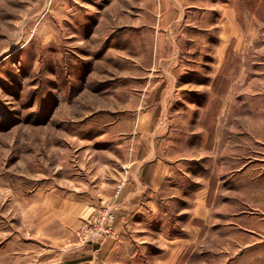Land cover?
Wrapping results in <instances>:
<instances>
[{"label":"rangeland","instance_id":"rangeland-1","mask_svg":"<svg viewBox=\"0 0 264 264\" xmlns=\"http://www.w3.org/2000/svg\"><path fill=\"white\" fill-rule=\"evenodd\" d=\"M193 4L0 0V264H264L263 214V231L252 230L264 205L254 199L264 183L253 181L264 174L254 165L264 145L249 140L264 130V0ZM154 33L166 40L159 71L148 73ZM179 65V86L150 87L142 103L145 80L173 78ZM211 80L213 94L195 96L193 81ZM206 129L230 143L214 152ZM141 130L151 145L164 142L147 154L173 166L172 188L155 215L130 208L133 227L148 230L127 233L136 243L112 252L122 164ZM106 212L112 233L86 242L82 231ZM173 234L181 244L164 241Z\"/></svg>","mask_w":264,"mask_h":264},{"label":"crops","instance_id":"crops-1","mask_svg":"<svg viewBox=\"0 0 264 264\" xmlns=\"http://www.w3.org/2000/svg\"><path fill=\"white\" fill-rule=\"evenodd\" d=\"M159 2H160V8L162 10H165L167 8H172V7H175V8L184 7L187 9L193 8V6L196 7L193 4V0H159ZM230 15L232 16V13L229 12V17ZM230 18H229V21H230ZM164 36L165 35L162 33L151 34V39L154 40L155 38L156 40V43L154 45V50L156 53V62H155L156 64L154 66H151L150 70L147 69L146 72L148 73L149 71L153 73H157L159 71V68L157 67V64H158L157 61L160 57L159 52L162 49V45H163L162 41L166 40ZM171 38H174V37L171 36ZM172 72L174 75H175V72H177V74H180L182 72L181 65H179L177 69L176 67H174V69H172ZM177 74L173 76V78H168L165 80H161V79H155L154 81L145 80V82L141 85L142 103L150 102V100L148 99L151 96V91H148L150 87L170 88L172 90L178 87L180 84V79H177ZM141 78H144V77H141ZM213 84H214V80L213 81L211 80L205 83L193 81V92L195 93V96H199L200 94H202V91H201L202 88H205V93L213 94V92L211 91ZM168 93L170 92L169 91L159 92V95L165 94L167 96ZM139 132L140 133H136L135 138H133L132 140L134 143L129 145L131 151L133 152V154L131 155V160L128 163L124 162L122 164V168L124 171V172L121 171V178H122L121 180L123 181V188L121 192L118 194L119 200L117 202L119 204V209L116 212V216H115L116 218H115V224H114V232L116 233L117 238L115 239V241L112 242V245L115 248V250H113L112 252H116L118 248H121L122 245L124 246L126 244L125 242L127 239L130 242L133 241L136 243L137 236L132 235V241H131L126 236L127 233L133 231L137 234H140L141 232L148 230L144 226L141 227L139 223H137L139 227H136V226L133 227L134 224L129 219L131 216V213L129 211L130 208L137 206V208H141V210L146 209L148 210L149 214L155 215L154 208L155 207L158 208L159 212L162 211L161 201H165L166 195L169 192V189L172 188L170 186H171V178L174 173L173 166L170 163H167L166 160L159 159V158L155 159L153 158L152 155L147 154V153H150L152 149L154 150L155 146L157 147L158 145H153V144L151 145L148 142V134L142 133L143 130ZM148 132L151 133V131H148ZM154 132L155 130L153 131V134ZM210 132L207 129L202 130L203 135L208 136V139L205 140V144H207V142L210 143V141L212 140L211 144H213L214 146L213 148L214 152L219 151V148H218L219 144L224 143L228 145L230 143V140L228 138L229 136L228 133H227L228 135L226 134L227 138L223 139V138H218V135H221L219 133L220 132L219 129H215L214 132L212 133ZM222 132H226V131L223 130ZM239 132L241 133L238 134V136H240L241 139L245 137L242 140L245 145L246 138L249 135L247 134V131L244 129L239 130ZM252 132H254L251 136L252 139H249L251 142H253L252 144L257 145L259 147H261L260 145L263 146L264 145V130H262V128L260 127L258 128L255 126ZM211 136L213 138H210ZM164 145H165L164 142L161 143L159 147H157V149L160 148V146H164ZM197 149H198V141H196V143H194L193 145V152L196 153L198 151ZM262 163H264V160L260 159V161H258V163L254 165L259 166V165H262ZM228 164H230L229 161L225 163V166L228 167ZM247 164L249 163L240 164L238 165V167L244 168L247 166ZM211 179H212V176H210L209 179L207 180L211 183L214 182L213 179L212 180ZM253 181L255 183L260 182L261 184H263L264 174L255 175V179H253ZM173 189H175V191L180 190L179 188H176V187ZM255 192L257 193H254V199L259 200V201L264 199V194L261 193V190L258 193V189H256ZM173 197L174 195H171V194L169 195V198H173ZM263 207L264 205L263 203H261V205L255 208L261 213V215L258 214L259 217L256 215L254 216L255 217L254 220L257 223L254 224L255 226L252 230L255 233H260L263 231L262 229V224H263L262 214L264 215ZM149 210H152L153 213H150ZM239 217L240 218L238 220L241 222L240 224H242V222L245 220L244 218L246 217L241 216V215ZM228 224L229 222L227 223V225ZM227 225H225L223 229L225 228L226 230H228ZM242 228L245 229L246 227L243 226ZM164 241L173 243V244L174 243L181 244L182 236L173 234V235H170L169 238ZM145 242L146 241L142 243H145ZM256 245L258 244H255V246ZM98 251H100V249H97V247H95V253H97ZM50 262L51 263H47V264H120L119 259H57V260H51Z\"/></svg>","mask_w":264,"mask_h":264},{"label":"built area","instance_id":"built-area-1","mask_svg":"<svg viewBox=\"0 0 264 264\" xmlns=\"http://www.w3.org/2000/svg\"><path fill=\"white\" fill-rule=\"evenodd\" d=\"M120 188V187H119ZM114 216L111 212H106L102 217L96 218L94 221V228L84 229L82 232L84 233L85 241H94L100 239L102 236L106 234L112 233V223ZM87 230L90 231L89 236L87 237Z\"/></svg>","mask_w":264,"mask_h":264}]
</instances>
